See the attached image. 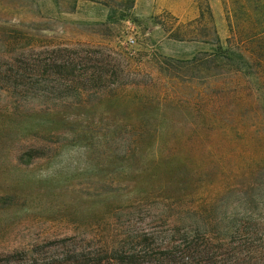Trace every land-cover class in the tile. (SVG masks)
Segmentation results:
<instances>
[{
    "label": "rangeland",
    "instance_id": "1",
    "mask_svg": "<svg viewBox=\"0 0 264 264\" xmlns=\"http://www.w3.org/2000/svg\"><path fill=\"white\" fill-rule=\"evenodd\" d=\"M123 11L0 0V261L195 233L264 245V0ZM218 39L248 66L215 60Z\"/></svg>",
    "mask_w": 264,
    "mask_h": 264
},
{
    "label": "trees",
    "instance_id": "2",
    "mask_svg": "<svg viewBox=\"0 0 264 264\" xmlns=\"http://www.w3.org/2000/svg\"><path fill=\"white\" fill-rule=\"evenodd\" d=\"M115 2L124 10L121 18H126L133 9L135 0H115ZM256 4L258 7V3ZM207 14L212 16L209 6L201 13V19H206ZM171 36L175 40L180 38L178 33H172ZM228 44L223 45L218 39L212 57L215 60H222L224 65L236 69L237 73L242 66H248V61L243 55L234 51L230 39ZM155 239L145 238L139 244L129 247L125 244L112 250L111 255L103 250H80L32 260L24 258L18 260L9 255L0 262L3 264H264V245L263 243L256 245V241L229 243L211 239L200 233L174 236L160 242Z\"/></svg>",
    "mask_w": 264,
    "mask_h": 264
}]
</instances>
